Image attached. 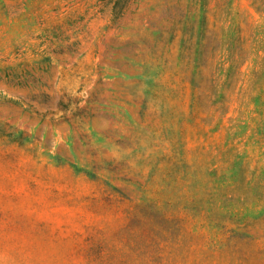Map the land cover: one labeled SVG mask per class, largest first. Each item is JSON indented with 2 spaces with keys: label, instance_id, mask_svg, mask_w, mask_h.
<instances>
[{
  "label": "rangeland",
  "instance_id": "rangeland-1",
  "mask_svg": "<svg viewBox=\"0 0 264 264\" xmlns=\"http://www.w3.org/2000/svg\"><path fill=\"white\" fill-rule=\"evenodd\" d=\"M0 264H264V0H0Z\"/></svg>",
  "mask_w": 264,
  "mask_h": 264
}]
</instances>
